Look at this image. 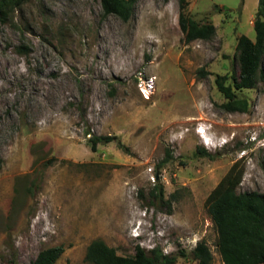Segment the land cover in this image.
I'll return each instance as SVG.
<instances>
[{
	"label": "rangeland",
	"instance_id": "obj_1",
	"mask_svg": "<svg viewBox=\"0 0 264 264\" xmlns=\"http://www.w3.org/2000/svg\"><path fill=\"white\" fill-rule=\"evenodd\" d=\"M188 1L211 38L184 41L178 0H136L126 21L100 0H20L0 21V264L58 244L54 264H92L97 237L174 264H196L203 240L223 264L205 200L235 161L236 190L264 192V82L238 91L249 103L238 112L218 106L214 79L238 74L258 0ZM96 135L112 140L93 151Z\"/></svg>",
	"mask_w": 264,
	"mask_h": 264
},
{
	"label": "trees",
	"instance_id": "obj_2",
	"mask_svg": "<svg viewBox=\"0 0 264 264\" xmlns=\"http://www.w3.org/2000/svg\"><path fill=\"white\" fill-rule=\"evenodd\" d=\"M136 0H100L104 15L114 14L126 21L131 17ZM20 0H0V21L5 23L9 10L19 6ZM188 0H178V25L185 42L209 39L215 33L211 22H199L188 12ZM254 39L245 34L237 38L236 48L239 71L217 74L215 85L225 101L218 106L226 111L247 112L248 99L238 91L255 88L264 82V0H258L253 21ZM205 74V73H204ZM91 150L100 142L112 140L110 135L90 136ZM195 154L211 156L202 146H196ZM243 167L235 161L208 193L205 204L217 232V248L223 264H264V192L251 190L238 192ZM156 193L163 199L162 185L155 186ZM31 190V187H27ZM169 203L168 200H163ZM64 251L62 244L41 248L29 264H54ZM190 254L196 264H210L212 254L203 240L198 241ZM85 260L92 264H174V253H163L160 248L146 250L136 245L133 254H118L114 247L101 238H93L87 245Z\"/></svg>",
	"mask_w": 264,
	"mask_h": 264
},
{
	"label": "built area",
	"instance_id": "obj_3",
	"mask_svg": "<svg viewBox=\"0 0 264 264\" xmlns=\"http://www.w3.org/2000/svg\"><path fill=\"white\" fill-rule=\"evenodd\" d=\"M197 132H198V133H201V132H202V130H201V129H197Z\"/></svg>",
	"mask_w": 264,
	"mask_h": 264
}]
</instances>
